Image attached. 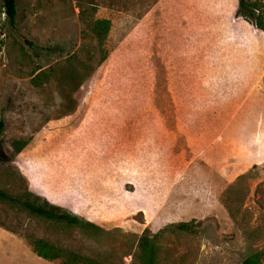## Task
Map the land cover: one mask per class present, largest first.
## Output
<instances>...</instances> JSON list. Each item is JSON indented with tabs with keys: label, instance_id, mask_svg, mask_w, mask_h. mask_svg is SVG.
I'll use <instances>...</instances> for the list:
<instances>
[{
	"label": "rangeland",
	"instance_id": "obj_1",
	"mask_svg": "<svg viewBox=\"0 0 264 264\" xmlns=\"http://www.w3.org/2000/svg\"><path fill=\"white\" fill-rule=\"evenodd\" d=\"M237 5L16 0L10 24L0 0V190L95 225L0 200V264H64L34 239L143 264L142 237L153 264H264V31Z\"/></svg>",
	"mask_w": 264,
	"mask_h": 264
},
{
	"label": "trees",
	"instance_id": "obj_2",
	"mask_svg": "<svg viewBox=\"0 0 264 264\" xmlns=\"http://www.w3.org/2000/svg\"><path fill=\"white\" fill-rule=\"evenodd\" d=\"M3 14L10 24L14 23L17 7L16 0H1ZM258 6L257 4L248 3L246 0H238L237 5V15L244 17L249 22H251L257 29L264 31V24L258 20L255 15L254 8ZM261 19V18H259ZM108 27V22L106 20H98L92 26V32L99 38L103 39L104 33ZM3 130V124L0 121V156L2 151L1 146V134ZM26 142L24 141H14L15 151H21L26 147ZM0 200L7 202H14L20 205L29 214L34 215L38 218H42L47 221L53 222H63L69 226H77L80 228H94V224L83 221L78 217L68 213L63 208L50 204L46 201H39L37 196L31 192H27L19 197H14L5 191L0 190ZM33 252L38 256L46 260H54L56 258H62L64 264H91L87 258H84L78 254L59 250L53 245L41 240L34 239L30 242ZM139 247L141 248V258L143 264H153L155 260V248L151 241L142 237L139 242ZM88 262V263H87ZM241 264H260L256 254L247 256Z\"/></svg>",
	"mask_w": 264,
	"mask_h": 264
},
{
	"label": "crops",
	"instance_id": "obj_3",
	"mask_svg": "<svg viewBox=\"0 0 264 264\" xmlns=\"http://www.w3.org/2000/svg\"><path fill=\"white\" fill-rule=\"evenodd\" d=\"M247 24H248V22H247ZM251 27L255 28V26H254V25H251Z\"/></svg>",
	"mask_w": 264,
	"mask_h": 264
}]
</instances>
